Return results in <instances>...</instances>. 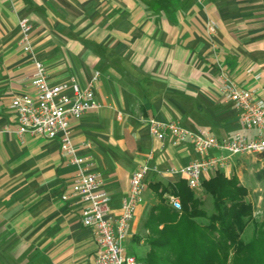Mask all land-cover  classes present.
Wrapping results in <instances>:
<instances>
[{
  "label": "crops",
  "instance_id": "crops-1",
  "mask_svg": "<svg viewBox=\"0 0 264 264\" xmlns=\"http://www.w3.org/2000/svg\"><path fill=\"white\" fill-rule=\"evenodd\" d=\"M21 18L31 24V43L50 84L75 78L85 85L99 73L94 93L102 108L73 122L72 135L75 144L91 143L94 169L115 214L134 170L145 163L179 168L198 158L190 144L159 142L132 118L176 121L220 138L253 134L241 130L236 111L223 102L219 68L240 87L264 84V0H0L1 264H93L97 251L79 206L61 199L76 168L61 155L59 142L31 135L21 140L15 133L12 99L35 94L34 66L19 45ZM210 21L216 25L212 38L205 33ZM248 69L261 79L255 81ZM91 125L107 129L98 132L105 141L88 137ZM114 125L122 161L102 145H109ZM105 153L127 170L124 182L106 164ZM153 177L169 180L168 187L185 182L152 173L144 192L155 184ZM143 203L142 195L137 211Z\"/></svg>",
  "mask_w": 264,
  "mask_h": 264
},
{
  "label": "built area",
  "instance_id": "built-area-1",
  "mask_svg": "<svg viewBox=\"0 0 264 264\" xmlns=\"http://www.w3.org/2000/svg\"><path fill=\"white\" fill-rule=\"evenodd\" d=\"M18 28L21 50L31 57L34 66L31 84L35 94H18L12 99L10 109L15 116V133L21 140L25 135L57 140L61 155L76 168L69 180V192L63 194L61 199L66 202L74 200L79 206L82 226L92 230L97 245L93 264H143L138 257L127 253L124 242L152 173L162 177H180L188 188L196 189L205 178L230 167L235 158L264 155V84L248 89L240 87L220 67L219 93L222 100L236 111L241 130L252 131L253 134L236 132L220 138L209 130L189 129L176 121L142 120L150 137L172 146L190 144L198 158L179 168L158 169L145 163L134 170L127 194L115 214L104 179L94 169L91 143L75 144L72 135L73 122L102 108L94 93V83L99 73H94L85 85L75 78L50 84L47 69L37 59L31 43L29 20L21 18ZM205 33L208 38L214 36V22L206 24ZM248 73L253 75L255 81L261 79V74L252 69H248ZM169 201L173 209L180 210L176 197L170 196Z\"/></svg>",
  "mask_w": 264,
  "mask_h": 264
},
{
  "label": "trees",
  "instance_id": "trees-1",
  "mask_svg": "<svg viewBox=\"0 0 264 264\" xmlns=\"http://www.w3.org/2000/svg\"><path fill=\"white\" fill-rule=\"evenodd\" d=\"M150 187L159 200L143 223L148 234L144 241L149 247L145 264H264V226H255L249 241L241 238L253 207L245 201L246 190L236 181L216 173L201 183L212 198L214 212L210 215L184 181ZM166 192L180 199L181 212L164 203L162 195ZM198 219H206V224Z\"/></svg>",
  "mask_w": 264,
  "mask_h": 264
},
{
  "label": "rangeland",
  "instance_id": "rangeland-1",
  "mask_svg": "<svg viewBox=\"0 0 264 264\" xmlns=\"http://www.w3.org/2000/svg\"><path fill=\"white\" fill-rule=\"evenodd\" d=\"M228 105V104H226ZM229 106V105H228ZM96 117H91V121H95ZM133 122L141 125L144 124L142 120L139 118H132ZM131 124V123H130ZM115 129L113 133L112 140L109 137V145L102 144L106 151H113L116 156L121 158L120 160H124V154L122 155L119 145L115 142L117 139L120 140V136L118 132H116L118 125H114ZM100 126L91 125L89 128L90 131V139L95 140L94 136H101L103 141H105V137L103 134H99L98 132L106 133L105 128H99ZM118 134V135H117ZM123 141V147H128V139H121ZM93 144V143H92ZM95 145V143H94ZM122 147V149H123ZM123 151V150H122ZM104 159L106 160V164L110 166L115 172V174L125 181V172L127 171L122 163H118L115 158L110 153L104 154ZM137 164H134V167ZM264 172V155H248L237 157L233 160V163L227 170H223L222 175L226 179H232L237 182V184L246 190L245 201L250 203L253 207V214L250 220L245 223V228L242 232L241 238L244 242H247L251 239L255 226L263 225L264 226V174L262 178H259V175ZM214 175H212L213 177ZM211 178V177H210ZM209 178V179H210ZM153 183H160L161 186L168 187L169 180L164 178H156L153 177ZM192 193L193 197L198 201H201V208L205 211L207 215H210L214 212L212 198L204 192V190L200 187L196 189L188 188ZM144 203L142 207L136 212L134 219L131 222V226L129 228L128 240L126 241V249L128 254L135 255L140 258L144 263V259L146 254L148 253L149 247L144 241L146 236H148L147 231L143 228V223L147 217L149 209L158 202V196L153 192V190L148 187L146 192L143 194ZM174 196V194L170 192H166L162 195V199L164 203L168 206H171L169 197ZM177 198V197H176ZM180 202V199L177 198ZM175 210V209H174ZM176 212H181L182 210H175ZM246 221V220H245ZM200 224H206V219H198ZM125 243V242H124ZM2 252V251H1ZM4 264V263H2Z\"/></svg>",
  "mask_w": 264,
  "mask_h": 264
}]
</instances>
